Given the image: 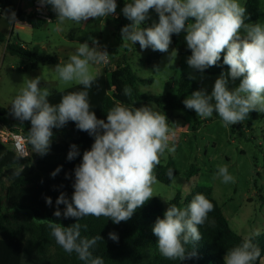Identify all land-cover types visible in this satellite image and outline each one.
Masks as SVG:
<instances>
[{"label":"clouds","instance_id":"obj_1","mask_svg":"<svg viewBox=\"0 0 264 264\" xmlns=\"http://www.w3.org/2000/svg\"><path fill=\"white\" fill-rule=\"evenodd\" d=\"M39 4L51 6L58 21L57 31L62 30L59 25L65 21L81 24L89 18L114 15L117 9L116 0H39ZM150 9L158 14V22L143 28ZM121 11L131 22L122 27V40L134 45L138 42L141 50L151 48L167 53L173 34L183 32L191 50L186 63L200 73L216 66L224 53L223 64L228 72H222L215 80L211 94L201 88L183 101L197 117L207 119L216 113L227 128L245 121L252 111L264 113V25L246 23L247 9L239 0H131ZM4 16L9 23L16 20L14 11L5 12ZM192 19L194 22H190ZM89 40L92 47L88 42L80 43L67 63L55 66L63 84L76 82L83 90L68 92L58 104H52L49 89L40 86V77L27 78L11 102V114L21 123L30 121L28 143L41 156L50 149L53 129L62 128L69 121L94 137L90 150L83 152L74 169L71 198L61 192L55 202V217L76 218L77 222L64 227L49 220L47 227L64 252L76 253L84 264H104L103 258L92 252L103 237H82L78 221L86 216H103L114 224L127 222L153 197L152 186L158 183L154 169L160 164V157L166 151H174V147H169L168 119L154 104L135 108L117 103L107 112L106 121L91 111L88 89L97 77L90 66L107 63L109 54L96 38L89 36ZM189 78L195 79L191 75ZM237 79L239 85L230 89V80ZM123 92L130 96L132 89L125 86ZM79 154L78 146L72 144L67 159L71 161ZM61 167L51 175L55 177ZM217 169L214 178L225 184L235 182L227 165H218ZM22 171L18 168L14 175L19 177ZM168 177L174 179L173 170H169ZM45 202L51 206V197H46ZM59 205L65 206L63 212ZM213 209L212 202L199 193L186 208L171 205L152 228L160 254L169 260L185 259V246L201 239L199 226L205 224ZM83 227L86 229L87 225ZM259 234L257 231L246 236L240 245L226 251L224 264H254L261 257V250L252 239ZM108 237L113 242L119 240L115 232H109Z\"/></svg>","mask_w":264,"mask_h":264},{"label":"trees","instance_id":"obj_2","mask_svg":"<svg viewBox=\"0 0 264 264\" xmlns=\"http://www.w3.org/2000/svg\"><path fill=\"white\" fill-rule=\"evenodd\" d=\"M247 9L246 23H252L261 16V0H247L244 6ZM51 9V6H50ZM14 11L18 18L29 24L33 29H38L48 22L38 19L34 14L27 13L26 9L19 6L16 0H0V18H5L4 13ZM155 12L150 9L149 13ZM249 17V19H247ZM51 22H56V14L51 10ZM175 46L180 53V39L172 36ZM7 40L6 34L0 31V45ZM22 43V42H21ZM7 51L12 56L28 60L33 69H38L39 64H56L57 60L50 57L39 56L21 45L7 44ZM191 55V50L188 51ZM163 53L157 52L148 57V63L159 59ZM223 55L216 66L206 69L207 74H220L228 71L223 64ZM152 79L141 80V84H149ZM139 79L132 68L124 63L110 73L97 76L96 82L88 89L91 111L95 112L98 119L106 121L107 112L117 103L125 106L139 108L141 101L154 102L162 110H188L194 115V110L184 106V99L190 96L195 88V83L189 77L183 76L179 89L175 95L145 96L141 95L138 88ZM125 86L132 89V94L126 96L123 92ZM83 90L81 85L74 86L62 92L49 96V102L58 104L61 97L68 92ZM0 125L20 132L28 141L30 121L15 118L11 114V105L0 108ZM53 137H59L57 142H51L46 155L41 156L32 151L27 142L30 156L21 158L11 147L0 143V264H84L76 253L68 254L56 244L54 237L47 227L48 221L59 222L64 227L76 223V218L63 216L57 218L53 215L56 210V199L61 192L68 198L74 191V169L81 162L83 152L90 150L94 137L87 132L76 128L74 122L59 129H53ZM89 143V144H88ZM76 144L79 155L69 161L67 154L70 145ZM88 144V145H87ZM62 166V167H61ZM61 167L55 177L51 173ZM22 169L19 177L14 175ZM176 176V164L170 159L166 164H159L154 169L157 180L163 184L171 185L173 180L168 177L169 170ZM198 168L192 165L186 174L188 180L197 175ZM199 193L214 205L213 211L208 214V220L199 226L201 239L186 245L187 254L183 260H169L163 257L157 247V237L152 228L157 218H163L167 210L158 198H150L142 207L138 208L127 222L114 224L107 217L86 216L78 222L81 224V236L91 238L100 235L103 240L97 242L92 249L94 256L103 258L104 264H224L226 251L240 245L245 237L238 234L230 225L224 215L223 209L213 196V191L207 186L195 187L191 194L182 200L178 193L170 202L181 209L186 208L194 196ZM46 197H51L52 205L45 202ZM61 212L65 208L59 205ZM87 225L86 229L83 227ZM109 232L118 234V242L109 239ZM252 243L261 250V257L254 264H262L264 257V232L253 236ZM195 255H191V253Z\"/></svg>","mask_w":264,"mask_h":264},{"label":"rangeland","instance_id":"obj_3","mask_svg":"<svg viewBox=\"0 0 264 264\" xmlns=\"http://www.w3.org/2000/svg\"><path fill=\"white\" fill-rule=\"evenodd\" d=\"M23 8L31 6L34 0H16ZM247 0H239L245 6ZM116 14L106 18L93 19L77 24L65 21L60 24L62 29L57 31L58 21L48 22L41 28L31 26L15 29L5 18H0V31L9 34L11 45L25 46L39 56L54 58L56 64H39L33 69L28 60L12 56L7 51V44L0 45V108H7L20 89L24 87L27 78L40 77L41 87H47L51 94L58 93L77 86L76 82L63 84L55 71L57 64L67 63L69 57L75 54L80 43L88 42L92 47L89 36L96 38L102 49L109 54L110 64L91 65L90 70L97 76L110 75L112 71L127 63L139 79V92L145 96L175 95L183 76H194L193 91L204 88L211 94L215 80L220 74L200 73L186 63L190 56L184 39L185 33L173 34L180 39V53L174 40L167 53L159 59L148 63V57L158 51L151 48L141 50L138 42L122 40L121 29L131 23L122 14L125 3L131 0H116ZM51 15L50 5H48ZM261 16L258 20L264 25V0H261ZM158 22L156 12L149 13V18L141 27H150ZM190 22H194L192 19ZM22 42V43H21ZM172 59L169 60L170 54ZM111 67V68H110ZM157 68L159 69L157 71ZM225 71L224 73H227ZM152 79L149 84H141V80ZM240 80H230L229 88L237 87ZM192 91V92H193ZM191 92V93H192ZM191 95V94H190ZM214 102V101H213ZM156 105L163 112L170 128L169 147L174 151H166L160 157V163L166 164L173 159L176 164V176L171 185L158 181L153 187V197L162 201L166 209L169 202L178 194L182 200L188 197L197 186H207L213 191V196L223 209L224 215L231 227L241 236H250L255 232H264V113L252 111L242 123L224 127L216 113L207 119L191 115L188 110L166 112L154 102L141 101L138 107ZM195 112V111H194ZM174 134V135H173ZM59 137L52 138L57 142ZM89 144V143H88ZM87 144V145H88ZM195 165L198 173L190 180L186 174ZM218 165H227L229 173L235 178L234 183L225 184L220 178H214ZM264 264V257L261 261Z\"/></svg>","mask_w":264,"mask_h":264},{"label":"built area","instance_id":"obj_4","mask_svg":"<svg viewBox=\"0 0 264 264\" xmlns=\"http://www.w3.org/2000/svg\"><path fill=\"white\" fill-rule=\"evenodd\" d=\"M21 6V2L18 4ZM22 7V6H21ZM27 13L34 14L38 19L46 22H51L52 18L49 13L48 5L41 6L39 4V0L32 1L30 7L26 8ZM16 20L13 22V27L16 25L22 24V20L18 18L17 14H15ZM110 64V60L108 59L107 63ZM111 68V67H110ZM27 139L23 136L22 133L13 131L9 127L0 125V143L12 148V150L20 157L27 158L30 156V150L27 144Z\"/></svg>","mask_w":264,"mask_h":264},{"label":"crops","instance_id":"obj_5","mask_svg":"<svg viewBox=\"0 0 264 264\" xmlns=\"http://www.w3.org/2000/svg\"><path fill=\"white\" fill-rule=\"evenodd\" d=\"M22 6V5H21ZM29 6H27L26 8H28ZM6 19V18H5ZM7 20V19H6ZM7 22H8V20H7ZM9 23V22H8ZM10 24V31L12 30V27H13V23H9ZM26 26H30L29 24H27V23H25V22H22V24H18V25H16V27L14 28V30L15 29H20V28H24V27H26ZM3 33V32H2ZM7 36V42L8 43H10V40H11V38L9 39V34L8 35H6ZM24 47H27V46H25L24 45Z\"/></svg>","mask_w":264,"mask_h":264},{"label":"water","instance_id":"obj_6","mask_svg":"<svg viewBox=\"0 0 264 264\" xmlns=\"http://www.w3.org/2000/svg\"><path fill=\"white\" fill-rule=\"evenodd\" d=\"M1 114V113H0Z\"/></svg>","mask_w":264,"mask_h":264}]
</instances>
